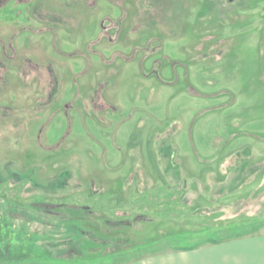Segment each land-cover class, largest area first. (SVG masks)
<instances>
[{
  "label": "rangeland",
  "instance_id": "1",
  "mask_svg": "<svg viewBox=\"0 0 264 264\" xmlns=\"http://www.w3.org/2000/svg\"><path fill=\"white\" fill-rule=\"evenodd\" d=\"M263 179L264 0H0V264L257 232Z\"/></svg>",
  "mask_w": 264,
  "mask_h": 264
},
{
  "label": "crops",
  "instance_id": "2",
  "mask_svg": "<svg viewBox=\"0 0 264 264\" xmlns=\"http://www.w3.org/2000/svg\"><path fill=\"white\" fill-rule=\"evenodd\" d=\"M260 185L264 186V179ZM112 264H264V228L209 241L193 249L163 250L142 259L129 258Z\"/></svg>",
  "mask_w": 264,
  "mask_h": 264
},
{
  "label": "trees",
  "instance_id": "3",
  "mask_svg": "<svg viewBox=\"0 0 264 264\" xmlns=\"http://www.w3.org/2000/svg\"><path fill=\"white\" fill-rule=\"evenodd\" d=\"M225 228H227V227H225ZM225 228L215 229V230H217L216 232L223 233L222 232L223 230L226 231ZM228 228L230 229L231 228V225L228 226ZM227 231H228V229H227ZM207 232L215 233V232H213L211 230H208V227L207 226L200 227L199 230L197 232H194V233H193V231H191L189 233H187V232H181V234L179 235V237L181 239L184 238V239H187V240H198V242H195V244L188 245V246L173 247L172 249H178V250H180V249H182V250L183 249L184 250H186V249H193V248H196V247L202 245L203 243H206V242H209V241H213V240H224V239H227V238H231L233 236H238V235L220 236L219 238H215L214 237V239H210V240L209 239L202 238L203 235H205V233H207ZM158 252H160V251H158Z\"/></svg>",
  "mask_w": 264,
  "mask_h": 264
}]
</instances>
